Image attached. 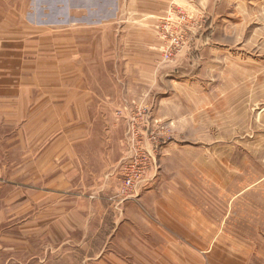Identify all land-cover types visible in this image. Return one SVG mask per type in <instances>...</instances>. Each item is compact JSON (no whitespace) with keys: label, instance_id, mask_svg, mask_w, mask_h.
Wrapping results in <instances>:
<instances>
[{"label":"rangeland","instance_id":"1","mask_svg":"<svg viewBox=\"0 0 264 264\" xmlns=\"http://www.w3.org/2000/svg\"><path fill=\"white\" fill-rule=\"evenodd\" d=\"M35 1L0 0V264H135L151 237L264 264V0H182L136 70L112 25ZM172 11L195 43L166 59Z\"/></svg>","mask_w":264,"mask_h":264},{"label":"crops","instance_id":"2","mask_svg":"<svg viewBox=\"0 0 264 264\" xmlns=\"http://www.w3.org/2000/svg\"><path fill=\"white\" fill-rule=\"evenodd\" d=\"M13 1V0H12ZM64 6L63 10L66 12L67 16L71 19L69 24H77V21L80 25H98V24H110L112 25L111 34L110 29L106 28L103 33H98V37L104 38V40L115 39L117 46L114 47L113 53L124 55L129 59V63L120 62L118 66L120 68H125L128 70H136L138 64H140L137 55L143 54H155L154 49L158 44V40L155 39L153 34L154 25H156V19L161 15H164L169 11L170 7L178 6V3L182 0H63ZM15 5L19 7L22 11L24 6V0H14ZM13 2V3H14ZM37 2V0L35 1ZM8 4V3H7ZM180 4V3H179ZM37 6V5H36ZM36 9V8H35ZM41 9V8H39ZM37 8V10H39ZM71 9H76L79 11L90 12L89 15L83 16L80 19H74L72 21ZM95 19V20H93ZM8 20H13L14 23L20 24V17L15 14H10ZM126 23V26L120 25V29L116 31V26L114 24ZM60 24V23H58ZM61 24L69 25L67 22ZM90 35V33H89ZM97 37V39H98ZM106 53V52H104ZM136 55V56H135ZM135 56V57H134ZM154 56L144 55L143 61L151 59L148 61L151 65L154 66L155 59ZM141 61V62H143ZM147 63V62H146ZM119 69V68H118ZM133 74V72H131ZM28 88V87H27ZM27 91V90H26ZM28 92V91H27ZM131 98V97H130ZM100 101L97 104L100 105ZM119 102V101H115ZM107 102V103H115ZM100 108H95L94 111L99 112ZM93 110V109H92ZM141 242L143 240L146 244L142 245H152L149 249H143L145 253L135 252L134 254H128L127 257L132 259L130 262L135 264H166V260H172V264H179L178 260L187 258L191 255L178 250L174 253L172 251H167L164 249L153 247L160 239L149 238V239H139ZM163 240H167L165 237ZM139 245V244H135ZM126 246V245H125ZM186 254V255H185ZM126 258L127 261L129 259ZM120 264H124L123 261H118ZM181 263V262H180Z\"/></svg>","mask_w":264,"mask_h":264},{"label":"built area","instance_id":"3","mask_svg":"<svg viewBox=\"0 0 264 264\" xmlns=\"http://www.w3.org/2000/svg\"><path fill=\"white\" fill-rule=\"evenodd\" d=\"M158 35L164 42L163 53L166 59L172 58L174 53H178L194 42L195 30L192 25L196 24L194 15L181 11H172L169 16L158 21ZM129 186V182H127Z\"/></svg>","mask_w":264,"mask_h":264},{"label":"bare ground","instance_id":"4","mask_svg":"<svg viewBox=\"0 0 264 264\" xmlns=\"http://www.w3.org/2000/svg\"><path fill=\"white\" fill-rule=\"evenodd\" d=\"M18 51V50H17ZM1 67V66H0ZM3 67V66H2ZM36 69V68H35ZM5 71V70H4ZM35 72V71H34ZM35 78V77H34ZM36 79V78H35ZM35 79L33 80V82L35 81ZM40 79V78H39ZM4 80H6V79H4ZM19 81V80H18ZM7 85V84H6ZM24 92V91H23ZM27 94V93H26ZM22 99V98H21ZM23 99H24V97H23ZM23 101V100H22ZM32 101V100H31ZM21 104H22V102H21ZM23 104H25V101H23ZM4 114V113H3Z\"/></svg>","mask_w":264,"mask_h":264}]
</instances>
